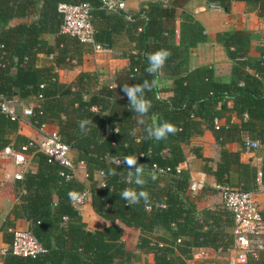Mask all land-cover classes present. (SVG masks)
I'll return each mask as SVG.
<instances>
[{
  "label": "trees",
  "instance_id": "1",
  "mask_svg": "<svg viewBox=\"0 0 264 264\" xmlns=\"http://www.w3.org/2000/svg\"><path fill=\"white\" fill-rule=\"evenodd\" d=\"M106 1L0 0V103L6 99L32 103V126L55 125L70 146L73 160L82 162L87 174L83 180L67 179L60 172L67 174L69 169L50 161L37 148L29 149L31 169L15 181L16 201L0 216V231L4 243L10 244L16 220L26 219L45 251L35 257L7 253L0 257V264H150L148 257L151 264H189L200 248L222 255L205 258L200 264H229L232 212L222 203L199 207L201 194L215 190L207 185L202 193L190 194V171L179 165L186 160L185 146L192 138L210 131L218 146L216 161L190 147L205 173L221 187L245 191L264 182V156L258 168L242 160L240 150L226 146L229 142L243 146L244 136L264 146V45L257 48L258 56H252L250 30L217 33L215 39L232 63L226 81L210 64L191 69L186 65L190 49L207 38L204 27L186 11L177 31L176 11L190 0H150L137 11L110 10ZM207 1L229 12L234 0ZM239 1L264 17V0ZM61 3L89 4L93 43L62 31ZM122 38L130 47L119 52L129 64L117 73L114 86L101 83L88 71L79 72L69 83L59 79V69L82 63L84 54L97 45L115 49ZM162 48L171 52L163 68L172 78V93L167 98L161 97L160 71L146 72L149 55ZM41 53L51 55L52 61L38 65ZM145 79L157 84L146 92L153 107L141 125L121 87L142 84ZM233 113L239 122L232 120ZM84 120L90 121L86 135L80 130ZM164 121L175 125L176 133L159 141L148 139L146 127ZM30 140L19 132V121L0 110V149H20ZM131 155L146 166L142 190L149 193L148 204L143 200L130 204L120 197L125 188L140 190L128 176L131 169L124 165V158ZM73 191L89 194L92 209L105 226L87 227L69 199ZM125 226L139 232L133 249L125 246ZM243 264H264V250L248 256Z\"/></svg>",
  "mask_w": 264,
  "mask_h": 264
},
{
  "label": "crops",
  "instance_id": "2",
  "mask_svg": "<svg viewBox=\"0 0 264 264\" xmlns=\"http://www.w3.org/2000/svg\"><path fill=\"white\" fill-rule=\"evenodd\" d=\"M167 3L169 0H161ZM126 11H137L142 7H145L150 0H124ZM184 11L190 13L203 27L205 30L206 39L199 42L195 47L190 49L187 58V67L194 68L203 64H210L214 67L216 75L222 77L228 81L231 74L232 63L227 57V54L223 46L218 43L215 36L219 32L235 29H248L251 32V43L252 50L250 54L252 56H258L259 52L257 48L264 45V17L259 16L254 11L247 9L244 1L234 0L232 2L231 10L226 12L222 7L216 3L208 2L207 0H190L184 7L178 8L176 13V28L179 30V24L181 15ZM179 42V37H176V43ZM130 44L127 43L125 38L120 39L117 42L115 49L111 48H95L94 51L84 54L82 63L76 65L72 69H59V79L63 82H72L77 74L81 71L93 72L98 77V80L107 85H115L117 73L128 67V59L121 55L119 51L127 50ZM52 61V56L47 54H39L37 57V63L40 66L46 65ZM162 87L161 97L167 98L171 95L172 78L165 74L163 69L160 71ZM21 112V110H19ZM232 120L239 122L240 119L236 114H232ZM220 124L223 120H220ZM47 130L57 129L53 124H45ZM19 132L30 139L41 140L42 133L39 129L32 126L29 117H22L19 121ZM244 139L246 136L243 137ZM226 146L231 150H240L241 158L246 162H250L260 168L263 156L264 146L255 150L247 151L243 146L237 142H229ZM189 155L186 151V160L180 163V169H188L190 175L203 179L205 186L210 185L214 188V192H205L201 194V199L197 201L199 207H211L213 205L222 203V196L220 190L217 188V183L212 175H208L201 169L202 161L196 157V155L190 151V147H197L203 153L204 156L210 157L213 160L218 159V146L215 142V138L210 131H206L201 136L192 138L189 145ZM14 167L8 163L7 159L0 158V216L3 217L12 204L16 201L14 193L15 180L12 177L7 178L6 175L12 176ZM85 175L79 174V179L83 180ZM202 193V188L196 192L197 194ZM260 207L264 212V198L260 199ZM83 209V211H82ZM81 214L83 219L88 224V219H97L100 227L106 225V222L95 214L91 206V200L88 198L87 202L83 206ZM29 221L20 218L16 220L15 229H29ZM89 225V224H88ZM90 226V225H89ZM89 228V227H88ZM95 229V228H89ZM126 230H133L135 233V241L129 248L133 249L137 241L138 230L133 227L125 226L124 233ZM125 239V234L123 236ZM5 243L3 241V234L0 231V246ZM207 251H213L210 248H206ZM205 250V252H206ZM264 250V249H263ZM198 250H195L197 252ZM148 263L151 264V257H148Z\"/></svg>",
  "mask_w": 264,
  "mask_h": 264
},
{
  "label": "built area",
  "instance_id": "3",
  "mask_svg": "<svg viewBox=\"0 0 264 264\" xmlns=\"http://www.w3.org/2000/svg\"><path fill=\"white\" fill-rule=\"evenodd\" d=\"M106 6L110 10L124 9L125 2L124 0H107ZM59 11L63 14L61 26L63 32L78 37L82 42L93 43V26L90 21L91 14L88 3H61ZM95 47L100 48L98 45ZM0 110L12 119L20 121L22 117L32 116L33 104L23 103L18 99H6L1 101ZM45 127L46 125L43 124L38 128L42 133L41 140L31 139L20 149H15L12 146L0 149V158L7 159L15 169L12 176L7 174L6 177H12L15 181L23 179L25 172L31 169L32 153L29 152L30 148H37L45 153L50 161L57 162L69 169L67 174L60 172L67 179L79 177L80 173L86 176L84 164L82 162L75 163L70 146L62 141L58 130H47ZM261 147L262 144L256 139L246 137L243 141V148L247 151H255ZM113 160L116 163H122L120 158ZM203 186H205L203 179L190 177L188 187L190 194H196ZM217 188L221 192L222 204L234 216L233 246L229 249L226 259L229 264L246 263L248 256H255L264 249V219L260 207V199L264 198V182H260L253 191L221 187L220 185H217ZM79 194L81 199L72 202L78 209H81L87 202L89 194L87 192ZM205 250L206 248L198 249L203 253ZM44 251L42 244L29 229H14L12 243L0 246V257L7 253L22 257H35ZM215 257H222V255L217 251L212 258Z\"/></svg>",
  "mask_w": 264,
  "mask_h": 264
},
{
  "label": "clouds",
  "instance_id": "4",
  "mask_svg": "<svg viewBox=\"0 0 264 264\" xmlns=\"http://www.w3.org/2000/svg\"><path fill=\"white\" fill-rule=\"evenodd\" d=\"M171 56V52L168 49H159L154 53L150 54L148 57V67L146 72L149 75H154L161 71L166 61ZM156 80L151 82L147 79L143 81L142 84H124L121 87V92L124 96L127 97L128 104L130 105L133 112L136 114L137 122L141 125L145 124L144 117H146L151 108L153 107L151 101L146 98V92L151 91L152 88L156 87ZM90 121L84 120L80 122V130L85 135L90 130L86 127ZM145 131L147 132L148 139L154 140H163L166 139L169 134H175L177 128L175 125L168 121L158 123L156 125H149L146 127ZM139 157L136 155L127 156L124 158V165L129 167L131 170L128 173L129 177H132V182L140 188L139 191L135 188H125L121 193V199L128 201L130 204H139L141 200L145 204L149 203V193L142 190L143 185L146 183V180L143 179L146 166L142 163H138ZM113 175L115 172L112 173ZM152 179L155 180V175L152 176ZM69 199L76 201L81 199V196L77 192H69Z\"/></svg>",
  "mask_w": 264,
  "mask_h": 264
},
{
  "label": "rangeland",
  "instance_id": "5",
  "mask_svg": "<svg viewBox=\"0 0 264 264\" xmlns=\"http://www.w3.org/2000/svg\"><path fill=\"white\" fill-rule=\"evenodd\" d=\"M17 21L18 20H15L14 22H17ZM250 138H252V137H250ZM186 151H187V153L189 155L190 154L189 153V147H186ZM82 211H83V209H82ZM88 221H89L88 224L90 226L87 224V227H89V228L90 227L91 228H98V227H100L102 225V224H100L101 222H99V220H97V219H94V220L88 219ZM124 234H125V239H124L125 246L127 248H129L131 245H133V243L135 241V233L133 232V230H126V232ZM214 255H215V251L214 252L213 251L211 252V251H207L206 250L205 253L199 252V251L198 252H195L194 255H193V260L189 264H200L203 259L210 258V257H214ZM145 264H147V263H145Z\"/></svg>",
  "mask_w": 264,
  "mask_h": 264
}]
</instances>
